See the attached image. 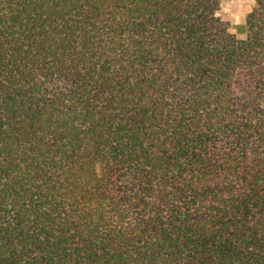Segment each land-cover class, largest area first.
<instances>
[{
  "label": "trees",
  "instance_id": "trees-1",
  "mask_svg": "<svg viewBox=\"0 0 264 264\" xmlns=\"http://www.w3.org/2000/svg\"><path fill=\"white\" fill-rule=\"evenodd\" d=\"M0 0V264H264V0Z\"/></svg>",
  "mask_w": 264,
  "mask_h": 264
},
{
  "label": "rangeland",
  "instance_id": "rangeland-1",
  "mask_svg": "<svg viewBox=\"0 0 264 264\" xmlns=\"http://www.w3.org/2000/svg\"><path fill=\"white\" fill-rule=\"evenodd\" d=\"M255 0H223L221 16L230 22V30L240 39L247 35L245 15L254 7Z\"/></svg>",
  "mask_w": 264,
  "mask_h": 264
}]
</instances>
